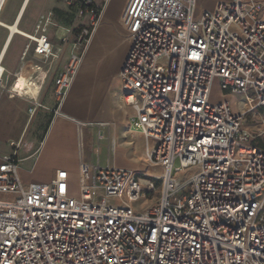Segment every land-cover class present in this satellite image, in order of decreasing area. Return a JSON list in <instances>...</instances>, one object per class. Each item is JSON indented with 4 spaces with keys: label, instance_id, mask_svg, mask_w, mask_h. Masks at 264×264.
Returning <instances> with one entry per match:
<instances>
[{
    "label": "built area",
    "instance_id": "1",
    "mask_svg": "<svg viewBox=\"0 0 264 264\" xmlns=\"http://www.w3.org/2000/svg\"><path fill=\"white\" fill-rule=\"evenodd\" d=\"M64 1L72 19L58 43L40 25L21 33L22 58L32 48L39 59L30 115L48 80L55 109L63 103L108 2ZM125 27L122 99L160 173L81 160L72 195L65 169L23 182L13 144L0 161V264H264V149L227 98L209 100L217 78L224 95L264 106L261 0H222L213 10L137 0Z\"/></svg>",
    "mask_w": 264,
    "mask_h": 264
},
{
    "label": "crops",
    "instance_id": "2",
    "mask_svg": "<svg viewBox=\"0 0 264 264\" xmlns=\"http://www.w3.org/2000/svg\"><path fill=\"white\" fill-rule=\"evenodd\" d=\"M136 1L108 0L63 103L55 109L53 83L48 80L40 95L42 106L33 115L28 113L26 96L34 95H9L6 90L18 74L33 79V64L39 62L32 48L22 58L28 40L21 33H33L40 25L58 43L71 12L64 0H8L1 4L0 161L19 143V174L28 182H48L56 169L67 170L70 179L71 174L77 176L81 160L98 165L112 161L114 166L133 169L116 163L117 151L128 153V161L137 169H149L147 143L131 127L133 113L123 102L119 76L129 46L125 25ZM218 1L222 0H195L196 8L213 10ZM261 3L264 11V0ZM53 25L59 26L57 39L51 31ZM14 37L22 43L16 63L8 54ZM149 171L155 173L154 167Z\"/></svg>",
    "mask_w": 264,
    "mask_h": 264
},
{
    "label": "rangeland",
    "instance_id": "3",
    "mask_svg": "<svg viewBox=\"0 0 264 264\" xmlns=\"http://www.w3.org/2000/svg\"><path fill=\"white\" fill-rule=\"evenodd\" d=\"M8 1V0H3ZM10 1V0H9ZM15 0H11L13 3ZM2 3V4H3ZM2 7V6H1ZM71 15H67V18L65 20L63 28H67L71 24ZM64 22V21H63ZM58 27L56 25H53L51 27V31L54 33L55 39L58 38ZM126 28V27H125ZM22 43L21 40L18 39V37H14L10 42V48L8 50V54L12 58V62L16 63L17 60V50L20 49ZM72 50V47H68L66 49V52L64 54V58L66 57L67 53ZM230 93H227L224 95V92L221 90L217 78H214L211 86L210 91V97L209 100L211 103H216L222 100L224 97L227 98L230 101L231 108L233 112L238 113L240 111H245V114L242 115L243 118V124L247 131L250 133L251 136V144L255 145L258 148L264 149V106H259L253 104V102H250V95L249 94H241V93H234L235 96H229ZM41 107V106H40ZM236 110V111H235ZM136 133L141 137L140 133L135 129L132 128ZM132 129H130L132 131ZM128 153H123V151H117L115 153V159L117 164H124L125 166H131L134 170L137 169L135 165L132 164V160L128 161ZM149 162V161H148ZM101 166H106V164L99 163ZM110 165H113V162L110 161ZM179 163L178 160L174 161L173 167H178ZM119 167V166H117ZM154 167L155 173L157 171V168L149 162V169ZM126 168V167H125ZM146 168V167H144ZM149 169L147 171H149ZM152 171V170H151ZM21 176V174H20ZM22 181L28 182L30 180L25 179L21 176ZM77 191V192H76ZM69 192L70 194L72 192L78 193V181L77 176L74 174H71L69 179ZM73 195V194H72Z\"/></svg>",
    "mask_w": 264,
    "mask_h": 264
},
{
    "label": "bare ground",
    "instance_id": "4",
    "mask_svg": "<svg viewBox=\"0 0 264 264\" xmlns=\"http://www.w3.org/2000/svg\"><path fill=\"white\" fill-rule=\"evenodd\" d=\"M2 3H3V0H0V7H1ZM15 29L16 28L14 26L11 27L12 31H14ZM20 32H22V31H20ZM1 72H2V66L0 65V74H1ZM11 88H14L15 91H18L20 94L25 93V94H28V95L36 96L39 93V85H38V83L35 82L34 79H31V77L26 76L23 73L22 74H18V75H16L13 78L12 83H11ZM238 113H242V115H244L245 111H240ZM158 173H160V172L157 169L156 174H158Z\"/></svg>",
    "mask_w": 264,
    "mask_h": 264
}]
</instances>
